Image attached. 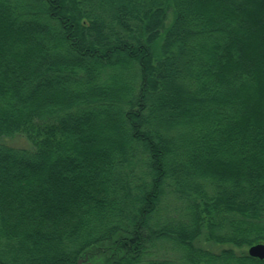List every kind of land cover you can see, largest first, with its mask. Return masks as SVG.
Listing matches in <instances>:
<instances>
[{"label": "trees", "instance_id": "1", "mask_svg": "<svg viewBox=\"0 0 264 264\" xmlns=\"http://www.w3.org/2000/svg\"><path fill=\"white\" fill-rule=\"evenodd\" d=\"M256 242L264 0H0V264H264Z\"/></svg>", "mask_w": 264, "mask_h": 264}, {"label": "water", "instance_id": "2", "mask_svg": "<svg viewBox=\"0 0 264 264\" xmlns=\"http://www.w3.org/2000/svg\"><path fill=\"white\" fill-rule=\"evenodd\" d=\"M248 253L251 256L264 258V242H256L248 246ZM88 257L79 259L78 264H92V262L87 261Z\"/></svg>", "mask_w": 264, "mask_h": 264}, {"label": "rangeland", "instance_id": "3", "mask_svg": "<svg viewBox=\"0 0 264 264\" xmlns=\"http://www.w3.org/2000/svg\"><path fill=\"white\" fill-rule=\"evenodd\" d=\"M4 141L16 146L31 147L30 141L23 134H17L13 137H6ZM213 246L215 249L220 248V246L218 245H213ZM247 249L248 247L237 248V250H247Z\"/></svg>", "mask_w": 264, "mask_h": 264}]
</instances>
